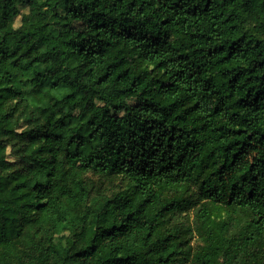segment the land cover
<instances>
[{"label": "trees", "instance_id": "obj_1", "mask_svg": "<svg viewBox=\"0 0 264 264\" xmlns=\"http://www.w3.org/2000/svg\"><path fill=\"white\" fill-rule=\"evenodd\" d=\"M0 264H264V0H0Z\"/></svg>", "mask_w": 264, "mask_h": 264}, {"label": "rangeland", "instance_id": "obj_2", "mask_svg": "<svg viewBox=\"0 0 264 264\" xmlns=\"http://www.w3.org/2000/svg\"><path fill=\"white\" fill-rule=\"evenodd\" d=\"M92 178L95 181L97 187H100L102 190H105L108 193H113V191L117 192L123 187V184H120L118 179H104L99 177Z\"/></svg>", "mask_w": 264, "mask_h": 264}]
</instances>
